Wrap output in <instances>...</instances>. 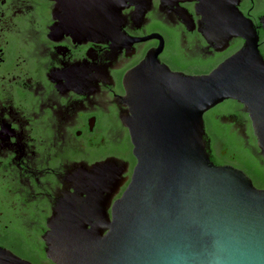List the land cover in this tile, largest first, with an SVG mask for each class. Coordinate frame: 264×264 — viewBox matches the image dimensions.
<instances>
[{"label":"flooded vegetation","instance_id":"obj_1","mask_svg":"<svg viewBox=\"0 0 264 264\" xmlns=\"http://www.w3.org/2000/svg\"><path fill=\"white\" fill-rule=\"evenodd\" d=\"M210 3L202 26L199 0H0V248L52 264L43 238L54 211L101 205L106 196L75 190L92 191L103 182L94 177L110 178V193L121 184L111 218L136 163L123 80L150 54L173 73L206 76L242 48L230 30L244 19L264 61V0ZM203 123L215 166L251 180L253 162L264 176L242 105L226 100Z\"/></svg>","mask_w":264,"mask_h":264},{"label":"water","instance_id":"obj_2","mask_svg":"<svg viewBox=\"0 0 264 264\" xmlns=\"http://www.w3.org/2000/svg\"><path fill=\"white\" fill-rule=\"evenodd\" d=\"M210 1L199 0L202 26ZM230 31L244 45L206 76L173 73L157 61V52L126 74L130 114L123 124L136 161L130 181L111 218L108 201L121 184L111 185L110 193L105 176L94 177L103 182L92 191L75 189L106 196L101 205L60 203L43 238L48 261L264 264V189L242 171L215 166L205 140L203 115L232 100L249 116L264 159V61L248 22L241 19ZM0 264L31 263L0 248Z\"/></svg>","mask_w":264,"mask_h":264},{"label":"trees","instance_id":"obj_3","mask_svg":"<svg viewBox=\"0 0 264 264\" xmlns=\"http://www.w3.org/2000/svg\"><path fill=\"white\" fill-rule=\"evenodd\" d=\"M217 132V134L219 135L223 134L221 131L217 130ZM246 170L248 176H250L252 180V184L254 185V187H256L257 189H264V176H262V172L260 169H258L256 164L253 162H248ZM21 259H25L31 264H42L41 262L45 260L43 257H25Z\"/></svg>","mask_w":264,"mask_h":264}]
</instances>
